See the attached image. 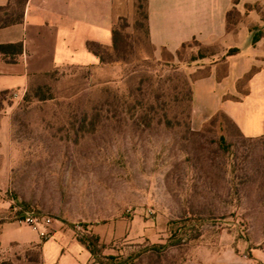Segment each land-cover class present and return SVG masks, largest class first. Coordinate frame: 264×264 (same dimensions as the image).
<instances>
[{
	"label": "rangeland",
	"instance_id": "rangeland-1",
	"mask_svg": "<svg viewBox=\"0 0 264 264\" xmlns=\"http://www.w3.org/2000/svg\"><path fill=\"white\" fill-rule=\"evenodd\" d=\"M140 1L116 0L115 26L127 42L116 61L40 76L31 101L12 112V146L0 152V222L34 212L77 236L97 227L110 256L102 264H264V139L240 136L220 116L188 117L192 68L220 48L154 46ZM195 132L226 133L237 142L234 160L195 162ZM4 260L41 264L29 245L0 247Z\"/></svg>",
	"mask_w": 264,
	"mask_h": 264
},
{
	"label": "crops",
	"instance_id": "crops-1",
	"mask_svg": "<svg viewBox=\"0 0 264 264\" xmlns=\"http://www.w3.org/2000/svg\"><path fill=\"white\" fill-rule=\"evenodd\" d=\"M8 1L0 0V6ZM115 3L28 0L24 21L0 29V43L23 44L17 63L0 62V90L14 96L2 115L0 152L5 154L12 146L10 116L30 84L56 69L100 63L88 43L112 45ZM234 7L239 19L230 30L227 14ZM148 12L154 46L177 51L182 44L196 40L220 48L212 60L192 68L197 73L192 80L193 121L202 124L224 112L245 136L264 135V0H148ZM254 33L259 38L253 43ZM232 48L237 51L229 54ZM50 232V237L42 241L33 227L17 218L6 220L0 222V247L40 243L42 264L90 263L91 253L73 230L55 224ZM94 233L101 240L97 227Z\"/></svg>",
	"mask_w": 264,
	"mask_h": 264
},
{
	"label": "trees",
	"instance_id": "trees-1",
	"mask_svg": "<svg viewBox=\"0 0 264 264\" xmlns=\"http://www.w3.org/2000/svg\"><path fill=\"white\" fill-rule=\"evenodd\" d=\"M238 0H235V3H237ZM28 0H9L7 4L0 6V29L20 24L24 21V15H25V8ZM138 13L142 19L143 27L145 28L144 32L145 35L150 41V33H149V12H148V0H141L139 4L137 5ZM236 18V19H234ZM232 19L234 22H232ZM239 19V12L234 7L231 9L227 14V23H228V29L233 30L235 28V25L237 24ZM259 38L258 33H254L252 36V42H256ZM151 42V41H150ZM201 44V43H200ZM185 45L182 44V46ZM127 42L125 41V36L122 35L120 30L115 26V22L112 29V45L111 46H104L99 43L95 42H89L88 48L99 57L100 63H111L116 61V56H121V54L126 51ZM204 47V46H203ZM204 48H211V46H206ZM237 51L236 48H232L228 51L229 54H233ZM23 53V44L21 42L17 43H0V62L4 63H17L19 61L20 56ZM214 54V52L212 53ZM207 54L201 53L199 55V58H205L207 57ZM125 57V56H124ZM58 70V69H56ZM54 70V71H56ZM54 71L46 74L49 75L53 73ZM33 86V83L30 84V87L28 91L26 92L24 96L25 102H30V88ZM36 96L38 97L40 88H37L34 90ZM9 95V91H3L0 90V111L4 108L5 102L7 101ZM39 99V98H38ZM44 97L40 98V100H43ZM188 117H190L192 112V103H193V90H192V84H189L188 87ZM138 105L140 107H143L144 104L139 101ZM154 104L150 103L148 105V110L154 109ZM218 116L223 117L225 120H227L232 127H234L237 130V133L247 139H254V138H263L264 135L257 136V137H247L239 130L237 125L224 113L219 112L217 113L213 118L212 122L215 123V120H217ZM193 160L196 162H201L204 158L208 160V162L213 166L215 164V159L220 156L222 158H225L226 160H234V154H235V148L237 147V142L229 140L226 133H221L217 137H207L205 134L201 132H195L193 133ZM207 149V151H206ZM188 154L190 153L187 152ZM190 155V154H189ZM190 157H188L189 159ZM226 162V161H225ZM213 164V165H212ZM232 173H234L232 171ZM236 187V186H235ZM236 189V188H235ZM178 224V222H172V225ZM173 227L172 235L174 237H178V226ZM78 240L88 249V251L92 255V259L102 264L104 259H110V256H106L104 254V250L107 248V245L102 243L100 240V237L98 234L94 233L93 231H88L86 234H83L82 236H77ZM197 237V236H195ZM44 241V239H42ZM39 251V257H40V263H41V244H32L30 245ZM155 247V246H154ZM0 264H14L13 262L9 260L1 261ZM42 264V263H41Z\"/></svg>",
	"mask_w": 264,
	"mask_h": 264
},
{
	"label": "built area",
	"instance_id": "built-area-1",
	"mask_svg": "<svg viewBox=\"0 0 264 264\" xmlns=\"http://www.w3.org/2000/svg\"><path fill=\"white\" fill-rule=\"evenodd\" d=\"M19 220L38 230L42 239L45 240L50 237V230L52 229L51 218L35 214L34 212H25V215L22 218H19Z\"/></svg>",
	"mask_w": 264,
	"mask_h": 264
}]
</instances>
